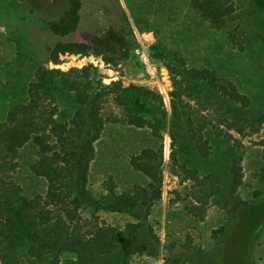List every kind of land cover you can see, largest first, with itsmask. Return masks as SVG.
<instances>
[{"label":"rangeland","instance_id":"obj_1","mask_svg":"<svg viewBox=\"0 0 264 264\" xmlns=\"http://www.w3.org/2000/svg\"><path fill=\"white\" fill-rule=\"evenodd\" d=\"M228 1L232 14L213 28L184 0H79L76 30L59 37L46 23L64 14L69 0H0V122L25 100L38 65L63 72L92 66L113 90L99 112L101 135L81 164L87 201L60 185L59 170L73 164V141L52 149L49 163L57 171L49 169L50 178L32 169L37 157L30 146L7 167L28 202L26 216L59 217L56 224L65 233L88 240L116 233L130 238L107 257L80 256L67 241L46 249L38 261L24 250L4 253L0 236V264H122L125 257L127 264H214L216 258L264 264V34L251 0ZM109 29L129 48L119 64L93 54L49 61L48 49L56 43L88 44ZM155 44L178 53L188 68L210 71L249 106L185 88L181 100L189 124L185 128V117L173 121L174 88L164 62L153 57ZM131 86L162 102L161 108L151 99L146 103L151 112L135 117L141 128L123 122L133 116L125 99L114 100ZM112 191L131 198L137 209H107ZM243 204L261 209L250 213ZM7 225L0 216V228Z\"/></svg>","mask_w":264,"mask_h":264},{"label":"trees","instance_id":"obj_2","mask_svg":"<svg viewBox=\"0 0 264 264\" xmlns=\"http://www.w3.org/2000/svg\"><path fill=\"white\" fill-rule=\"evenodd\" d=\"M184 1L213 28L222 27L232 14L228 0ZM251 1L264 34V0ZM79 10V0H69L67 11L59 19L46 23L48 30L59 37L70 35L77 28ZM151 51L154 58L164 62L171 78L174 88L171 93L173 121H182L184 117H187L188 111L181 100V91L185 88L200 89L214 98L231 101L243 108L249 106V104L244 106L237 102L238 96L229 92L227 87L210 71L188 68L185 60L178 53L166 49L162 44L153 45ZM64 54L82 56L93 54L101 57L106 64L117 65L127 58L129 48L123 36L109 29L103 35L94 37L88 44L58 42L48 49L49 61L54 64H57L59 57ZM30 75L31 81L24 92L25 100L12 106L0 122V216L4 217L8 224L0 228V236L4 243L2 251L10 256L15 251L23 252L24 250L29 257H35L41 261L48 254L46 249L55 248L62 242L72 241L77 246L80 256L92 258L110 256L120 248L123 242L130 240L127 234L116 233L88 240L78 234L65 233L56 224L59 217L42 219L34 216L29 219L26 216L28 202L22 195L20 185L14 181L8 170L12 160L17 159L19 153L30 146L37 157V162L32 169L50 178L48 170L57 171L49 163L52 149L73 141V164L70 170L65 167L59 170L60 185L66 187L60 186V188L64 189V193H74L76 200L84 198V201H87L80 184L81 164L90 157L88 155L91 152V146L99 139L103 130L104 122L99 112L106 97L113 92L112 86L103 84L102 75L92 66L63 72L38 65L31 69ZM123 99L126 101L128 112L133 116L129 122H123L138 128L143 127V124L138 123L135 117L151 112L146 106L150 99L156 101L160 108L162 107L160 99L141 87L131 86L124 89L122 95L115 97L114 100ZM158 111L161 110L158 109ZM69 114L72 116L71 124L68 120ZM188 124L189 119L186 118L185 128ZM66 180L69 183L68 187L65 184ZM235 188L236 185H234ZM88 200L92 205L97 204L93 198L89 197ZM105 201H109L108 204L112 203L107 209L113 211L131 212L137 209V204L131 198L122 194L116 195L113 191ZM114 205H120L122 208H116ZM242 207H249L250 213L261 209V207L246 206V204ZM226 233L223 229L220 231L222 239L225 238ZM224 242L223 239L221 247ZM125 258L122 264H127ZM214 261V264L226 263V260L222 258H216Z\"/></svg>","mask_w":264,"mask_h":264},{"label":"built area","instance_id":"obj_3","mask_svg":"<svg viewBox=\"0 0 264 264\" xmlns=\"http://www.w3.org/2000/svg\"><path fill=\"white\" fill-rule=\"evenodd\" d=\"M143 64H144V66H145V68L147 69V70H150V63H149V61H148V59L145 57L144 58V60H143Z\"/></svg>","mask_w":264,"mask_h":264}]
</instances>
